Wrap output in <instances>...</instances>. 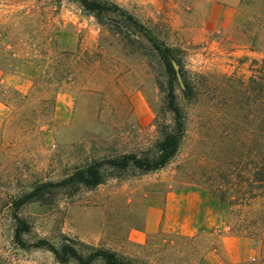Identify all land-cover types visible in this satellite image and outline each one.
Segmentation results:
<instances>
[{"label":"rangeland","instance_id":"rangeland-1","mask_svg":"<svg viewBox=\"0 0 264 264\" xmlns=\"http://www.w3.org/2000/svg\"><path fill=\"white\" fill-rule=\"evenodd\" d=\"M109 1L178 51L200 97L187 103L177 91L186 132L168 165L24 206L18 216L31 228L26 241L55 249L71 243L82 254L104 248L133 264H264V229L254 234L264 197L242 208L237 193L246 170L256 192L255 94L241 104L236 92L253 62L264 60L243 33L251 9L241 0ZM139 43L143 50L68 0H0V264H58L47 249L13 244L15 199L92 159L143 150L156 137L164 79L144 56L148 42ZM159 201L194 234L166 227L145 233ZM227 238L247 240L245 259L234 262L224 251Z\"/></svg>","mask_w":264,"mask_h":264},{"label":"trees","instance_id":"trees-1","mask_svg":"<svg viewBox=\"0 0 264 264\" xmlns=\"http://www.w3.org/2000/svg\"><path fill=\"white\" fill-rule=\"evenodd\" d=\"M68 1L78 5L86 15L91 16L98 24L109 27L113 33L127 41L129 46L139 44V49H142L139 40L148 42L149 51L144 56L154 58L155 63L162 70L161 77L164 79V81L159 82V89L162 94L161 122L156 123V137L145 149L92 159L75 168L62 180L38 182L30 191L15 199L12 202L10 214L13 220L11 238L13 244L23 251L47 249L58 264H133L122 255L104 248H91L82 254L71 243H63L59 249H55L46 240L29 244L26 237L30 234V225L19 217L18 213L29 204L50 205L55 202L58 193H63L67 198H71L81 189L93 190L108 180L125 181L164 168L178 154L186 132V114L179 103L178 92L187 103L198 101L201 93L198 89L197 78L190 76L184 70L183 60L178 56V51L160 40L130 13L109 0ZM240 3L249 6L251 9L244 24L245 31L243 32L250 35L248 37V39L251 38L248 44L250 50L264 53V0H241ZM172 61H175L179 67L184 90L178 84ZM253 63L256 64V67L252 70V76L246 82L239 81L236 91L242 99L240 100L241 104L244 103L243 99L245 98V102L248 103L249 97L247 95L254 92L256 122L258 123L256 158L253 164L254 173L252 174L253 181L256 183V187H254L256 192L255 194L252 192L251 174L246 170L245 175L249 177L243 179L245 188L237 192L242 199H245V202L239 204L242 208H250L249 200L264 197V60ZM259 212L261 214L260 226L254 231V234H259L264 229V209ZM249 235L252 236L253 234L249 232Z\"/></svg>","mask_w":264,"mask_h":264},{"label":"crops","instance_id":"crops-1","mask_svg":"<svg viewBox=\"0 0 264 264\" xmlns=\"http://www.w3.org/2000/svg\"><path fill=\"white\" fill-rule=\"evenodd\" d=\"M162 203L163 202L159 201L157 205L155 206L153 205L151 212H150V216L154 217L153 219L151 218L145 219V223H146L145 229H144L145 233L157 232L161 229L163 230V228L166 227V229H171L172 231L179 230L180 233L184 231L185 233H189L190 235H193L194 231H192L191 228L189 229L188 224H186L185 227H182L181 225L177 223L176 219L168 218L167 213H166L168 203H166V208H165V204H162ZM165 214H166L165 216L166 218L163 217ZM141 238H142V234L138 236V239H141ZM229 245L234 246L232 254H231V250H229ZM247 245H248L247 240L243 238L223 239L224 251L230 254V257L233 259L234 262L240 261L241 259H245L243 255L247 254V251H246L248 250ZM248 255H249L248 258H251L250 252ZM235 257L237 259H235Z\"/></svg>","mask_w":264,"mask_h":264},{"label":"water","instance_id":"water-1","mask_svg":"<svg viewBox=\"0 0 264 264\" xmlns=\"http://www.w3.org/2000/svg\"><path fill=\"white\" fill-rule=\"evenodd\" d=\"M172 66L174 68V71H175V75H176L178 84L181 87V89L184 90L185 87H184V84H183V81H182V78H181V75H180V72H179V67H178V65L176 64L175 61H172Z\"/></svg>","mask_w":264,"mask_h":264}]
</instances>
